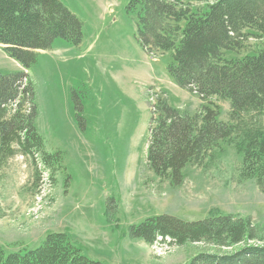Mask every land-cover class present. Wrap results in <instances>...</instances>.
Listing matches in <instances>:
<instances>
[{"label": "rangeland", "instance_id": "1", "mask_svg": "<svg viewBox=\"0 0 264 264\" xmlns=\"http://www.w3.org/2000/svg\"><path fill=\"white\" fill-rule=\"evenodd\" d=\"M59 1L82 22V43L56 40L26 72L38 133L46 152L59 154L61 162L52 173L17 156L1 169L0 246L6 254L35 250L47 235L67 233L85 257L100 264H189L209 247L155 249L132 238V229L153 217L196 222L216 212L251 218L264 230V195L255 183L240 181L242 158L229 144H221L205 168L188 165L179 188L150 170V101L166 93L182 113L198 101L169 76L171 53L149 57L138 44L136 21L127 10L131 0ZM180 1L204 12L216 0ZM246 33L245 49L226 53L227 60L264 47L254 31ZM23 71L0 48V74ZM213 102L220 120L228 122L230 103Z\"/></svg>", "mask_w": 264, "mask_h": 264}, {"label": "trees", "instance_id": "2", "mask_svg": "<svg viewBox=\"0 0 264 264\" xmlns=\"http://www.w3.org/2000/svg\"><path fill=\"white\" fill-rule=\"evenodd\" d=\"M195 12L180 0H131L127 10L136 21V40L149 56L171 53L167 72L182 90L199 97L202 109L191 115L159 97L153 107L147 163L172 187L184 183L190 165L205 168L216 160L221 144L242 158L241 182H253L264 195V47L242 59L239 54L254 31L264 40V0H216ZM62 39L79 46L82 22L59 0H0V48L25 71L38 54ZM230 103L228 122L213 100ZM34 87L26 72L0 74V171L11 159L29 158L52 173L59 154L46 152L36 127ZM132 238L149 246L204 244L189 264H264V230L251 218L211 213L203 221L170 216L147 219L132 229ZM0 264H100L85 257L67 233L47 235L35 250L6 254Z\"/></svg>", "mask_w": 264, "mask_h": 264}, {"label": "crops", "instance_id": "3", "mask_svg": "<svg viewBox=\"0 0 264 264\" xmlns=\"http://www.w3.org/2000/svg\"><path fill=\"white\" fill-rule=\"evenodd\" d=\"M189 96H190V95H189ZM191 96H192V95H191ZM191 96H190V97H191ZM194 97H195V96H194ZM188 98H189V97H188ZM195 98H196V100L198 101V103H197L196 106H193V107H192L193 110H192L191 112H188V113H196V111L199 110L200 107H201L202 104H203L202 101H201L198 97H195ZM186 103H189L188 100H187ZM194 104H195V103H194ZM194 108H195V109H194ZM187 109H188V108H187Z\"/></svg>", "mask_w": 264, "mask_h": 264}, {"label": "bare ground", "instance_id": "4", "mask_svg": "<svg viewBox=\"0 0 264 264\" xmlns=\"http://www.w3.org/2000/svg\"><path fill=\"white\" fill-rule=\"evenodd\" d=\"M159 241H161V239H159ZM168 241L170 242V240H168ZM154 247H155V249H157V247H160V249H163L162 247H164V249L170 250V248L168 247L167 244H165L164 246L161 247V246L158 245V242L155 244Z\"/></svg>", "mask_w": 264, "mask_h": 264}, {"label": "built area", "instance_id": "5", "mask_svg": "<svg viewBox=\"0 0 264 264\" xmlns=\"http://www.w3.org/2000/svg\"><path fill=\"white\" fill-rule=\"evenodd\" d=\"M160 242H161V241H160ZM158 245L162 247V246H164L165 244H164V245H162V244L158 243Z\"/></svg>", "mask_w": 264, "mask_h": 264}]
</instances>
